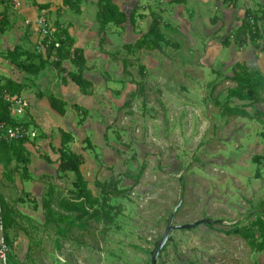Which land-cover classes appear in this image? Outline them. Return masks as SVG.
I'll return each mask as SVG.
<instances>
[{"label": "rangeland", "instance_id": "374dc122", "mask_svg": "<svg viewBox=\"0 0 264 264\" xmlns=\"http://www.w3.org/2000/svg\"><path fill=\"white\" fill-rule=\"evenodd\" d=\"M139 2L142 14L135 26H111L109 39L120 32L133 44L155 13L170 44L149 49L148 38L149 46L127 51L114 42L115 53L108 54L105 33L92 44L94 51L96 42L100 46L101 58L91 70L96 82L88 107L91 123L72 145L84 158L81 172L100 200L97 206L109 195L113 221L87 220L85 229L46 221L45 201L56 214L75 216L61 205L80 202L74 174L24 179L29 182L22 181L23 187L32 191L26 193L12 181L18 172L14 162L0 164V195L15 219L8 230L11 264H151V251L173 211V225L214 222L172 231L157 264H264V91L262 101L246 108L249 116L227 111L247 103L230 95L238 65L264 71V5ZM50 16L60 21L64 14L55 10ZM248 21L258 34L235 40L237 27ZM82 22L91 29L92 19ZM76 112L77 122L82 113ZM31 130L37 144L41 132ZM46 133L52 143L60 136L55 128ZM83 137L94 147L81 143ZM255 155L261 157L258 163L252 161ZM235 228L240 235L231 234Z\"/></svg>", "mask_w": 264, "mask_h": 264}, {"label": "trees", "instance_id": "16d2710c", "mask_svg": "<svg viewBox=\"0 0 264 264\" xmlns=\"http://www.w3.org/2000/svg\"><path fill=\"white\" fill-rule=\"evenodd\" d=\"M80 2L81 0H63V5L68 6L75 13L80 12ZM171 4H182L186 0H170ZM228 2V0H224ZM96 14L95 19L98 24V32L103 35L106 31V28L109 24L115 26H135L136 17L141 16L139 13V7L136 4L128 6L126 9H121L118 7L113 0H97ZM128 9V11H127ZM247 13V12H246ZM153 21L151 22L149 29L144 33L142 38H138L133 44H125L123 49L130 51L132 48L137 47L141 49L143 47L149 46L146 41L148 38H151L152 41L151 47L149 49L160 48V42L169 45V41L165 38L164 33L159 30L156 25L157 15L152 13ZM57 37L62 36L61 46L57 50V61H51L49 59V53L44 55L43 53L38 52L36 49L32 52L22 51L19 47H15L12 51H8L2 56L14 64L17 68L25 71L29 74H37L43 70L46 66L52 65L56 68H60V62L62 59H68L71 64L76 68L75 71L68 73L69 78L73 83L79 87L80 91L83 94L91 93L92 83L91 81L83 77V71L86 63V59L83 53V50L78 47H74L73 40L68 35L66 29L60 28L58 25L55 27ZM259 29L254 23L251 22H242L237 27V32L235 33L234 39H238L239 36H249L251 34L257 35ZM103 39V37L101 38ZM176 47L177 44H174ZM22 56H25V59H21ZM123 69L126 70L127 59L122 60ZM238 71H235L231 76L232 81L236 83V87L230 91V95L241 101H246L247 103L243 108H227V111L243 117L249 116L247 107H250L254 104L259 103L263 100L261 92L264 91V73L259 70H249L243 65H238ZM23 89V84L12 81L9 78H4L0 76V123H6L8 125L22 124L26 126V123L18 121L11 114V107L13 103L20 97ZM47 100L50 104V107L56 111L59 115L65 114L66 103L50 94L47 96ZM73 108L80 111L82 116H85L84 113L87 111L77 105H73ZM264 136V133H263ZM61 143L59 148V158L57 161V171L62 173H73L75 179L72 182V186L76 190V199H79L78 203H61L64 208L70 213L76 212L74 217H69L68 219L56 214L49 201L42 203V210L45 215V220L48 222H53L56 225L60 222L68 223L70 226H77L80 229H85L88 226L87 220H94L95 222L105 221L110 223L113 221L111 215V210L114 207L109 204V195L102 199V204L98 207L99 198L95 197L90 189L87 186V182L84 179L81 166L83 164V156L80 153H76L69 147L73 138L69 132L61 131L60 132ZM90 147L94 145L90 142L89 139L85 138L84 140ZM29 140H18L7 142L0 139V164L3 167L9 166L12 162L17 163L15 165V171H18L19 168L23 170V174L27 173V164L30 161L29 152L26 147V143ZM260 156L255 155L252 161L258 163ZM48 159V158H47ZM143 170L138 173V176L142 174ZM11 179V178H10ZM0 223L2 226V235L4 240L7 243L10 250V243L8 240V230L15 223L13 208L8 205L3 196L0 195ZM59 231H61L59 229ZM62 232V231H61ZM231 234L240 235L239 229H233ZM166 247V245L164 246ZM10 252L8 253V261L10 263ZM16 264V263H14Z\"/></svg>", "mask_w": 264, "mask_h": 264}, {"label": "crops", "instance_id": "0c3cea01", "mask_svg": "<svg viewBox=\"0 0 264 264\" xmlns=\"http://www.w3.org/2000/svg\"><path fill=\"white\" fill-rule=\"evenodd\" d=\"M113 2L121 9H126L128 6L136 4L139 7V13L142 14L141 6L143 4H141L139 0H113ZM259 2L264 5V0H259ZM96 3L97 0H81L80 12L75 13L68 6L63 5V0H0V76L23 84V89L19 97L22 99L21 113L16 114L11 112V114L18 121L26 123V127L37 128L42 135V138H39L40 140L39 142L37 141V144H35L36 139L29 140V142L26 143L30 158L26 167L27 173L23 174V170L19 168L18 172L12 177V181H14L16 188L20 187V189L26 193L32 191L23 187L24 185L21 182L25 181L24 179L33 182L36 179L44 178L48 175L73 176L69 172L62 173L57 171L61 137L59 136L55 142L52 143L46 136V132H51L54 128L58 131L59 135L61 131L69 132L73 138L69 147L73 150L72 145L74 141H77L79 132L81 130H86V125L91 123L90 119L88 120L87 118L89 115L88 107L90 105V100L96 95V82L91 74V70L95 68L94 64L96 63L93 62H98L99 60L96 59L101 58L100 46L96 42L97 49L94 51V46L92 44L103 37L102 34L100 35L98 32L97 22L93 20L94 12L96 14ZM55 10H62L64 14L60 21H58L57 18L54 21L53 19L55 16H53V19L50 16ZM41 14L47 17L53 27L58 25L60 28L66 29L68 35L73 40L74 47L83 50L86 59L83 77L91 81V93L83 94L79 87L69 78L68 73L75 71L76 68L68 59L61 60L60 68L48 65L39 73L33 75L17 68L2 56V54L12 51L15 47H19L20 50L27 52H32L36 49L37 43L39 42V34L34 25L26 24V20H33ZM84 19L86 21L92 19L91 29L87 28L82 22ZM111 26L114 25L109 24L105 31V41L107 42L105 48L108 54L115 53L111 52V48L114 47V42H120L124 45L130 44L124 41L125 37L120 32L114 33L116 39L112 38V40H110L109 36L112 35L108 34V28ZM124 26L118 27L121 28ZM115 29L112 30L114 31ZM92 58L96 61H93ZM21 59H25V56H22ZM50 68L56 70H51ZM256 70L261 71L260 69ZM58 71H61L60 75L56 73ZM261 72L264 73V71ZM55 93H57V95ZM50 94L62 99L66 103L64 115H59L50 107L47 100V96ZM80 99L81 101L79 102ZM73 105H77L83 109L85 108L87 111L86 116H79L77 122L74 120V117H76V115L78 116V114L76 109L73 108ZM85 105H87V107H85ZM54 112L59 115V118L54 115ZM78 112L81 113L80 111ZM84 140L85 137L80 139L81 143ZM74 152L79 153L78 151ZM14 164L17 165L15 162ZM28 182L29 181H25V183ZM27 186L29 187L31 184L29 183Z\"/></svg>", "mask_w": 264, "mask_h": 264}, {"label": "built area", "instance_id": "2783aa9c", "mask_svg": "<svg viewBox=\"0 0 264 264\" xmlns=\"http://www.w3.org/2000/svg\"><path fill=\"white\" fill-rule=\"evenodd\" d=\"M11 1V0H8ZM26 24L34 25L38 34L39 42L37 43V51L47 55L49 53V59L51 61H57L56 52L61 46L62 36L57 37L55 35L56 28L49 22L44 14L37 16L33 20H26ZM22 106V99L17 98L11 107V112L20 114ZM36 137L35 131L22 125H8L6 123H0V139L7 142L18 140H33ZM8 252L9 247L2 235V226L0 223V264H8Z\"/></svg>", "mask_w": 264, "mask_h": 264}, {"label": "water", "instance_id": "95a60500", "mask_svg": "<svg viewBox=\"0 0 264 264\" xmlns=\"http://www.w3.org/2000/svg\"><path fill=\"white\" fill-rule=\"evenodd\" d=\"M180 204H181V198L179 199L175 209H177L180 206ZM173 218H174V211L169 218V221H168V224H167V227L165 229L163 236L159 240L156 248L153 251H151V264H157L158 256H159L160 252L162 251V249L164 248V246L166 245V243L168 242L169 236H170L172 231L191 229V228H194L200 224H210V223L214 222V221L209 220V219H200V220L192 222V223H187V224H182V225H173Z\"/></svg>", "mask_w": 264, "mask_h": 264}]
</instances>
